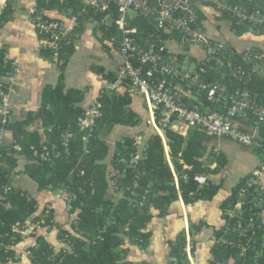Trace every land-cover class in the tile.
<instances>
[{
  "label": "trees",
  "instance_id": "16d2710c",
  "mask_svg": "<svg viewBox=\"0 0 264 264\" xmlns=\"http://www.w3.org/2000/svg\"><path fill=\"white\" fill-rule=\"evenodd\" d=\"M231 2L245 4L251 9L257 5L264 6V0ZM111 9L116 18V6L111 5ZM182 14V10H177L176 15ZM224 14L227 15V12ZM197 16V25H200L204 17L200 9H197ZM135 20L131 26L137 27L138 37L144 38L154 29V24L146 18L137 17ZM231 20L236 34L242 35L249 30L248 25ZM117 32L114 23L109 34ZM236 61L246 66L241 58ZM10 72V64L0 54V84L5 83L2 79L10 75ZM111 80H115V76ZM228 83L230 89L238 85L230 77ZM250 87L264 99V76H254ZM83 96L81 90L65 89L63 76L57 85L45 87L39 115L51 129L48 140L43 143L39 137L33 139L34 134H29L25 129L30 118L12 123L10 112L8 122L3 125L0 116V130H9L13 137L11 143H4L0 153V264L19 262L15 247L25 236L15 229L18 223L21 228L28 221L40 227H53L55 223L56 208H48V204L53 201L47 202L41 214L37 215L38 202L11 186V175L21 155L32 161L25 167V173L37 182L39 189L49 188L70 197L71 200L62 199L71 213H77L71 225L74 233L58 227L59 237L69 244L71 250L62 248L56 251L44 236H37L36 245L28 249L34 264H130L124 261L129 250L125 247L126 239L140 248L148 246L151 232L147 231V227L154 218V208L160 216H165L180 195L186 204L198 200L211 201L223 186V182L216 184L209 179L205 184L200 182L205 175L218 174L227 165L228 158L223 153L212 152L215 153L217 166L211 168L205 157L214 138L197 129L188 138L166 131L178 182L167 161L163 140L155 132L146 143L145 158L140 161L139 171L130 166L132 153L136 150L135 140L131 137H125L116 144L108 164L105 160L109 154V145L102 135L111 133L117 125L139 126L142 117L131 107L132 99L129 95L117 98L103 94L100 97L102 116L88 135L80 131L79 127V119L85 111L80 105ZM67 130L72 131L73 136L65 144L63 136ZM261 134L264 138V129L260 131ZM84 137L87 138L84 140ZM16 143L20 149L15 148ZM33 146L39 151L46 146L49 155L46 158L35 155ZM250 176L237 183L231 195L221 204L226 226L216 230V237L225 241H219L212 247L214 262L227 263L234 260L233 264H264V248L261 247L264 231L258 228V214L264 210V206L258 201V187H247ZM111 189L119 195L118 200L110 193ZM243 190L244 196H241ZM140 201H144L143 205H140ZM239 201H244L242 208L231 217L229 212L236 209ZM252 219L257 221V242L244 250L242 245L246 243L247 237L240 234L241 229H247ZM251 233L249 230L248 234ZM186 248L187 237L181 233L171 243L170 264H191Z\"/></svg>",
  "mask_w": 264,
  "mask_h": 264
},
{
  "label": "crops",
  "instance_id": "0c3cea01",
  "mask_svg": "<svg viewBox=\"0 0 264 264\" xmlns=\"http://www.w3.org/2000/svg\"><path fill=\"white\" fill-rule=\"evenodd\" d=\"M165 1L168 3L178 2V0ZM192 6L196 9V15L197 9H200L204 14L199 26L209 36L219 39L239 51L255 49L264 54V30L249 26L248 31L238 35L232 28L233 22L229 13L224 14L226 12L213 4L192 3ZM33 7L37 9L35 14L31 13ZM130 14L134 16L132 23L136 21L137 17L141 18V16H137L136 11L130 12ZM117 17H114L111 7L106 12L95 11L91 7H87L82 0L66 2L61 0H0V54H3L4 61L11 66V74L3 77L2 80L7 82L11 88L9 98L12 113L11 122L17 123L30 118L31 121L25 125V129L29 134H34L33 139L39 137L42 143L47 141L51 127H48L39 115L43 105V92L45 87L57 85L61 76H63L65 89L83 92V101L80 105L84 110L90 107L96 99L100 100L106 85L116 81L117 69L122 59L120 43L111 42V37L118 36L119 30L116 34H109L112 25L116 24ZM36 18L59 20L65 24L69 29V35L65 39L64 47L58 51L44 50L40 47L39 41L42 34L34 24ZM207 22L215 24L217 29L215 35L207 30L205 26ZM141 37H139L141 40H146V37ZM166 44L170 51L177 50L175 40H169ZM188 51L198 55L202 54L195 48ZM62 65L63 69H61ZM258 75L264 76V60ZM114 76L115 80H111ZM105 94L117 98L129 95L132 99L131 107L142 117L139 126L117 125L111 133L102 135L109 145V154L105 160L109 164L119 141L125 137L134 139L141 137L143 144H146L155 130L147 124L146 104L142 97L131 95L124 88L119 89L120 95L118 96L108 91ZM0 135H2L5 144L11 143L13 140L12 133L7 129L0 130ZM122 137L124 138L121 139ZM161 138L167 161L174 171L176 182H178L170 157L166 132ZM238 145L245 147L227 138H214L208 154L214 152L213 149L217 147L219 148L217 154H225L228 163L218 174L205 175L201 177V180L206 182L209 179L216 184L223 182L218 195L211 201L198 200L190 204H186L180 195L179 200L170 206L168 214L165 216H160L159 211L154 208V218L147 227V231L151 232L148 246L140 248L130 244L126 239L125 247L129 250L124 259L125 262L130 264H170L172 259L170 256L171 243L176 241L181 233H185L187 237L186 249L191 264L234 263V260L227 263L214 262L212 254L214 244L225 241L223 238L216 237V230L226 226L221 204L231 195L232 189L237 183L248 175H252L253 171L264 163V155L261 151L255 152L251 147L248 149L255 154L249 156V161H237V155L235 160L232 152ZM18 159V164L11 175V186L22 190L38 202L37 215L41 214L47 202L55 201L56 203L54 226L39 227L36 235L25 237L15 247L16 253L20 257L19 262L8 263L34 264L27 252L29 248L36 245L37 236H44L56 251L62 248L71 250L69 244L59 237V228L74 233L71 225L77 213L70 212L58 191L49 188L39 189L37 182L25 173V167L32 162L31 160L23 155ZM206 162L211 168L217 166L214 154L211 155V160L207 158ZM258 183L264 189V172L258 177ZM110 193L115 195L116 200L119 199L118 194L112 190ZM236 212H240V210ZM229 213L231 215L232 210ZM261 218L264 220V212L261 214ZM256 223L257 221H255V228ZM253 229L250 230L252 231L251 235L256 239ZM240 234H243V229Z\"/></svg>",
  "mask_w": 264,
  "mask_h": 264
},
{
  "label": "built area",
  "instance_id": "2783aa9c",
  "mask_svg": "<svg viewBox=\"0 0 264 264\" xmlns=\"http://www.w3.org/2000/svg\"><path fill=\"white\" fill-rule=\"evenodd\" d=\"M82 1L95 11L106 12L113 4L118 11L116 24L120 33L118 36H112L111 42L120 43L122 59L117 69L116 81L106 85L102 94L108 91L118 96L119 89L124 88L127 93L142 97L146 104L147 124L160 136L170 130L188 138L191 130L199 129L213 138H227L258 149L264 155V138L259 135L264 129V99L250 87L254 76L260 73L264 60L261 51H239L209 36L197 25L198 16L192 12L188 0H178L176 3H168L165 0ZM191 1L195 4H213L229 13L238 24L264 30L263 5L251 9L245 4L233 3L231 0ZM179 9L182 10V15H176ZM130 10L154 23V29L147 33L145 41L137 36L138 29L131 26L134 16L130 14ZM36 12V7L31 8L32 14ZM34 24L42 34L39 41L42 49L58 51L63 47L69 35V29L63 22L36 18ZM169 40L176 41V51L169 50L166 44ZM188 48H195L202 54L192 53ZM237 58H241L246 66L237 62ZM229 77L238 83L232 89L229 88ZM6 83L0 84V116L3 125L8 122L11 112V88ZM101 107L102 103L96 99L85 109L79 119L80 131L89 135L94 130L97 120L102 116ZM72 136V131L64 134L65 144ZM134 140L136 150L132 153L130 166L139 171L140 161L145 158L146 144H143L141 137ZM3 145L0 135V153ZM15 148L20 149V145L16 143ZM32 149L35 155L44 158L49 155L46 146L41 151L35 146ZM213 150L217 153L219 148L215 147ZM263 172L264 163L253 171L247 181V187H258V201L264 206V189L258 183V177ZM202 181L200 179L201 183H207ZM243 194L244 190L240 195L244 196ZM59 196L65 201L71 200L66 195ZM143 203L144 201H140V205ZM243 203L244 201L237 203L231 217L242 208ZM48 208H56L55 201L49 203ZM263 212L264 210L258 214L259 218ZM20 226L18 223L15 229L21 231L25 237L35 234L40 227L30 221L22 225V228ZM258 228L264 231L262 218ZM251 229L255 233L253 219L248 228L243 229L242 235L247 237L246 243L242 245L244 250L257 242L253 235L247 234ZM261 247L264 248V236ZM27 254L31 256L30 252Z\"/></svg>",
  "mask_w": 264,
  "mask_h": 264
},
{
  "label": "rangeland",
  "instance_id": "374dc122",
  "mask_svg": "<svg viewBox=\"0 0 264 264\" xmlns=\"http://www.w3.org/2000/svg\"><path fill=\"white\" fill-rule=\"evenodd\" d=\"M129 12H134V10H130ZM205 26H206V28H207V30L210 32V33H212V34H214L215 35V33H216V26H215V24L214 23H211V22H207L206 24H205ZM136 132V131H135ZM134 132V133H135ZM155 133H156V131H155ZM124 137H122L121 139H123ZM106 139H108V137H106ZM241 149H242V151H241ZM234 151L232 152V155H233V157H235V160L237 159V156H238V160L237 161H240V160H243V161H249V156H252V155H254L255 153L252 151V150H249L248 149V147L247 146H245V147H243V146H240L239 147V145L237 146V148H235V149H233ZM236 151H238L237 153H236ZM215 155V153H211V154H208V152H207V158L209 159V160H211V155ZM237 155V156H236ZM206 158V159H207ZM112 190V189H111ZM113 191V190H112Z\"/></svg>",
  "mask_w": 264,
  "mask_h": 264
},
{
  "label": "water",
  "instance_id": "95a60500",
  "mask_svg": "<svg viewBox=\"0 0 264 264\" xmlns=\"http://www.w3.org/2000/svg\"><path fill=\"white\" fill-rule=\"evenodd\" d=\"M188 3L190 4V8H191L192 12L195 13L196 9L192 6V1L188 0Z\"/></svg>",
  "mask_w": 264,
  "mask_h": 264
}]
</instances>
